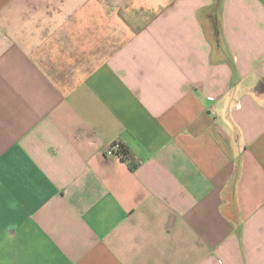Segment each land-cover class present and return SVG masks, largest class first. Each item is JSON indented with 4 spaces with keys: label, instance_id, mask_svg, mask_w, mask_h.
Wrapping results in <instances>:
<instances>
[{
    "label": "crops",
    "instance_id": "crops-1",
    "mask_svg": "<svg viewBox=\"0 0 264 264\" xmlns=\"http://www.w3.org/2000/svg\"><path fill=\"white\" fill-rule=\"evenodd\" d=\"M0 264H264V0H0Z\"/></svg>",
    "mask_w": 264,
    "mask_h": 264
},
{
    "label": "built area",
    "instance_id": "built-area-1",
    "mask_svg": "<svg viewBox=\"0 0 264 264\" xmlns=\"http://www.w3.org/2000/svg\"><path fill=\"white\" fill-rule=\"evenodd\" d=\"M122 146L118 142H113L111 143L105 150V155L106 156H114V155H121Z\"/></svg>",
    "mask_w": 264,
    "mask_h": 264
}]
</instances>
